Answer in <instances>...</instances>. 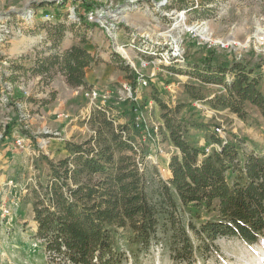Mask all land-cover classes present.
<instances>
[{
	"label": "rangeland",
	"instance_id": "obj_1",
	"mask_svg": "<svg viewBox=\"0 0 264 264\" xmlns=\"http://www.w3.org/2000/svg\"><path fill=\"white\" fill-rule=\"evenodd\" d=\"M51 2L56 3L55 7ZM86 2L0 0V80L2 72L10 73L11 61L29 64L37 54L54 53L55 49L50 48L51 32L59 22L68 26L60 47L82 44L100 59L86 69V78L93 80L91 89L71 87L60 72L50 83L30 74L14 84L4 83L17 108L7 106V97L3 94L0 105V264H55L36 236L38 228L31 190L38 182L48 180L51 171L48 160L57 162L70 155L67 141L82 143L95 134L101 124L100 119L94 120L92 112L99 107H108L110 117L119 120V124H126L130 122L131 103L135 100L144 107L145 122L156 127L161 125L163 113L154 99L157 92L159 98L170 105H187L177 118L185 122L193 142L204 145L209 141L211 150L218 149L219 144L208 138V132L214 130L223 140L241 142L244 153H264V116L257 106L247 102L246 118H240L229 108L213 106L215 96L225 93L221 85L203 83L186 73L175 72L181 66L205 59L210 53L218 62L245 60L251 65H262L260 88L264 91V0ZM191 2L198 11L183 10ZM59 4L63 7H58ZM85 4L91 5L92 11L89 12ZM57 8L61 13L58 18ZM79 16L98 27H87ZM207 32H211L209 38ZM84 38L88 42L83 44ZM22 55L28 58L21 60ZM128 66L140 76L135 93L125 80L132 74ZM187 85L195 86L194 92H201L204 99H193ZM53 91H56V99L39 106V101L50 98ZM17 115L20 126L14 130L12 138L3 139L5 125ZM162 122L164 124L163 119ZM22 127L28 135L23 133ZM218 127L221 131H217ZM156 132L155 139L147 138L143 142L137 139L136 145L138 150L148 154V194L158 202L159 180L169 182L172 176L169 160L179 151L168 130ZM18 139L22 140L23 147L16 143ZM122 154L129 151L115 150L116 159ZM227 176L229 181L235 177L230 172ZM171 191L176 199L177 219L183 226L188 222L200 225L216 216L215 211L204 207L184 205L172 186ZM165 217H161L158 241L149 248L133 241L129 227L119 229L114 247L123 255L122 264H245L246 261L258 263L261 257L264 260V234L255 243L221 236L206 248L198 247L199 241L188 226L195 245L193 258L175 260L170 244L174 238L167 241V236L174 231L166 233L170 225L166 226Z\"/></svg>",
	"mask_w": 264,
	"mask_h": 264
},
{
	"label": "trees",
	"instance_id": "obj_2",
	"mask_svg": "<svg viewBox=\"0 0 264 264\" xmlns=\"http://www.w3.org/2000/svg\"><path fill=\"white\" fill-rule=\"evenodd\" d=\"M50 5L55 7L56 3ZM85 5L89 12L92 11L91 5ZM58 9L57 18L61 17ZM194 9L198 11L192 2L183 8L186 12ZM203 15L199 16L203 18ZM85 18L79 16L80 22L90 28L98 27ZM67 30L65 22L54 26L50 47L55 49L54 53L37 54L29 64L11 61L10 73L1 74L0 105L5 94V104L17 108L4 83L14 84L29 74L41 76L44 82L50 83L60 72L71 87H93L86 79V69L100 59L82 44L60 47ZM81 42L87 43V38ZM21 58L24 60L28 56ZM114 60L117 63L115 57ZM180 68L169 69L224 88L225 93L217 94L212 100L213 106L229 108L244 119L247 115L245 104L249 102L264 116L261 64L251 65L239 59L218 62L210 53L205 59ZM127 69L130 70L129 66ZM131 73L125 80L135 93L140 76L134 70ZM186 89L193 99H204L201 92H194L195 86L187 85ZM55 99L56 91H53L50 98L39 101V106H46ZM154 99L163 111L164 124L158 126L159 130H168L179 150L169 162L172 173L169 182L159 180L160 200L155 202L148 194V154L142 153L136 145L137 139L143 142L157 135L156 127L149 126L143 119L144 107L133 100L129 124H119V120L108 115V107H99L92 116L94 120L100 119L102 127L82 143L67 141L70 155L57 162L48 160L51 168L48 180L38 182L31 190L38 228L36 236L51 262L122 264L123 255L114 247L119 229L129 227L133 241L149 248L158 241L163 215L168 219L166 226L170 225L166 233L174 231L167 236V241L174 238L170 242L172 256L179 261L191 260L195 252L187 226L198 239V247L206 248L221 236L255 243L264 234V153H244L241 142L223 140L214 130L208 132V138L219 144V148L209 152L207 148L211 142L200 145L190 140L187 125L177 118L186 104L170 105L159 98L157 92ZM19 126L17 115L5 125L3 139L12 138ZM22 130L28 135L27 130L23 127ZM115 150L129 151V154L116 159ZM227 172L235 175L233 181H229ZM170 185L184 205L204 207L215 211L216 216L200 225L188 222L183 226L177 219L176 199Z\"/></svg>",
	"mask_w": 264,
	"mask_h": 264
},
{
	"label": "bare ground",
	"instance_id": "obj_3",
	"mask_svg": "<svg viewBox=\"0 0 264 264\" xmlns=\"http://www.w3.org/2000/svg\"><path fill=\"white\" fill-rule=\"evenodd\" d=\"M210 35H211V32H207V34H206V37L207 38H209L210 37ZM120 50L122 51V52H124V53H126V51L123 49V48H120ZM128 55V54H127ZM261 259H263L262 257L261 258H259L258 260H259V262L258 263H254V262H245V264H264L263 262H264V260H261ZM251 261H253V260H251ZM255 261V260H254Z\"/></svg>",
	"mask_w": 264,
	"mask_h": 264
},
{
	"label": "crops",
	"instance_id": "obj_4",
	"mask_svg": "<svg viewBox=\"0 0 264 264\" xmlns=\"http://www.w3.org/2000/svg\"><path fill=\"white\" fill-rule=\"evenodd\" d=\"M73 44L71 43V44H67L66 46H64L63 48H69L70 46H72ZM90 51V50H89ZM91 52V51H90ZM92 53H94V52H92ZM109 57H111V55H109ZM111 62V61H110ZM111 63H113V61L111 62ZM115 64H117V63H115ZM87 79V81L90 83V84H92V82H93V80L92 79H90V78H86ZM161 125L163 124V122H162V119H161V121L159 122ZM176 147V146H175ZM176 149L178 150V148L176 147ZM179 151V150H178ZM179 153V152H178ZM169 162H170V160H169Z\"/></svg>",
	"mask_w": 264,
	"mask_h": 264
},
{
	"label": "built area",
	"instance_id": "obj_5",
	"mask_svg": "<svg viewBox=\"0 0 264 264\" xmlns=\"http://www.w3.org/2000/svg\"><path fill=\"white\" fill-rule=\"evenodd\" d=\"M145 84H146V83H145ZM156 131H159V127H158V126H156ZM217 131H221V129L218 127V128H217ZM16 143H17L19 146H22V147H23V142H22L21 139H18ZM207 150L210 152V151H211V148L208 147Z\"/></svg>",
	"mask_w": 264,
	"mask_h": 264
}]
</instances>
